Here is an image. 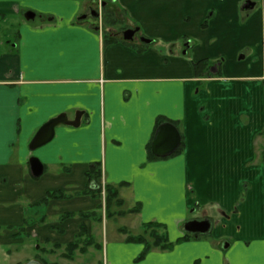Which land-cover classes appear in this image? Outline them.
<instances>
[{
  "label": "crops",
  "instance_id": "1",
  "mask_svg": "<svg viewBox=\"0 0 264 264\" xmlns=\"http://www.w3.org/2000/svg\"><path fill=\"white\" fill-rule=\"evenodd\" d=\"M247 2L0 0V225L23 222V192L36 205L48 192L83 190L98 163L105 183L129 184L138 222L163 225L174 244L138 261L143 245L109 243L108 264H264V0H251L250 9ZM99 4L119 9L129 28L140 29L138 39L126 44L117 31L106 40L83 19ZM28 12L36 18L27 21ZM9 21L17 24L12 37L2 35ZM142 38L153 42L145 46ZM253 51L259 60L248 65ZM221 56V77L197 76L195 63ZM78 113L79 127L59 126L36 154L44 174L64 170L49 173L48 186L23 191L17 185L28 178L33 137L48 121ZM161 117L178 122L184 148L149 160ZM99 204L83 196L53 201L48 212ZM195 220H210L211 231L182 240L184 225ZM35 230L44 241L63 240L52 225Z\"/></svg>",
  "mask_w": 264,
  "mask_h": 264
},
{
  "label": "rangeland",
  "instance_id": "2",
  "mask_svg": "<svg viewBox=\"0 0 264 264\" xmlns=\"http://www.w3.org/2000/svg\"><path fill=\"white\" fill-rule=\"evenodd\" d=\"M250 1L251 0H247ZM105 8V7H104ZM102 5H96L92 11L98 12L100 14L99 18L92 17L91 13L86 15L84 19H87L89 24L97 26V28L102 29L105 32H117L118 29L116 27H109L106 25V18H105V9ZM114 9V8H110ZM107 10V9H106ZM107 12V11H106ZM110 13V12H108ZM124 14L121 13L119 16L118 28L122 29L128 27V19L124 21ZM16 21H9V23L2 25L4 27V33L2 35H9L13 36L14 31L17 27ZM133 29V28H130ZM128 30V29H127ZM123 34V33H121ZM140 33L138 32L135 36V39H138ZM254 45L257 42L253 43ZM180 47H182L183 54L187 52L186 42L184 39L180 41ZM255 54H257V50H255ZM248 58H246L245 54L241 52L237 56L238 63H245ZM225 60L227 58L225 56H221L218 60H212L213 62H219L222 65H225ZM259 60L258 56L254 55V51L250 54L249 60L247 61L248 65H251L252 62H257ZM264 62V59H263ZM227 73H229L227 71ZM222 74V73H221ZM217 78V77H213ZM258 145L261 147L262 155L264 156V130L262 138L259 140ZM46 147L39 148L35 151L30 152L32 157H37L39 151ZM103 169V168H102ZM64 169H54L48 168L47 172L43 174L40 178L36 179L32 176L29 169L25 170V175L28 178H25L24 181L17 186L25 189L31 188L34 185H45L48 186L46 183L47 175L49 173H59ZM104 170V169H103ZM103 183V191L101 194V199H97L96 201H100L99 205H103L102 210L98 211L97 213L102 216L101 222H97L93 219V217L89 216V218H84L81 216L82 213H87L91 211H97V208H93L91 210H83V211H70V212H63V214H55L51 215L48 212V205L55 201H50L47 205H33L31 204L30 199L27 198L25 192L21 195L20 199L18 200V206L21 205L24 214V220L22 223L19 224H9L8 221H2L0 225V237H1V245H0V264H27L31 261H38L41 264H108L107 259V246L109 243L126 242L128 235L139 236V235H146L151 232V230L146 229L143 224H140L136 218V213H128L132 211L136 206H132L130 204V191L125 187H116L119 191V199H121L124 204L123 206L119 207L118 205L112 206L111 210V218L107 217L105 212V181ZM86 187V186H85ZM125 188V189H124ZM85 189V188H84ZM83 189V190H84ZM83 190L76 191L73 188L65 191L69 196H71L68 200H57V201H71L78 197L77 193L82 192ZM120 190H122L120 192ZM122 195V196H121ZM40 203V202H39ZM38 203V204H39ZM8 204V203H7ZM5 207H11V205H4ZM16 206V208H18ZM57 213L59 209H54ZM67 213L73 214L72 217L67 218L66 220H62V215ZM128 213V214H126ZM139 214V213H138ZM70 221V225L66 228L64 224ZM76 223L75 229L76 234L71 238L70 241L66 242V237L71 236V232H67L68 229H71L74 222ZM29 224V225H28ZM85 225L88 230V234H86V239H88L90 244L86 250L82 251V245L80 244L79 248H77L74 252H72V257L68 258L65 255L67 254V246L74 242L77 239V235L80 233V229L82 225ZM28 225V226H27ZM48 225H52L54 228V234L60 237V242H54L50 239L43 240L41 237H37V231H33V228L36 226L39 227H48ZM72 225V226H71ZM33 231V232H32ZM127 232V233H125ZM165 233V230H162ZM161 233V232H159ZM172 233V232H171ZM83 242L82 240L80 243ZM128 244H135V243H128ZM57 245H59L57 247ZM143 245V244H140ZM144 247V245H143ZM145 249V247H144ZM143 249V251H144ZM152 251H159V250H152ZM151 251V252H152ZM143 253V252H142ZM141 253V254H142ZM150 253V252H149ZM140 254V255H141ZM140 257V256H139ZM138 257V258H139ZM138 261L142 259H138Z\"/></svg>",
  "mask_w": 264,
  "mask_h": 264
},
{
  "label": "trees",
  "instance_id": "3",
  "mask_svg": "<svg viewBox=\"0 0 264 264\" xmlns=\"http://www.w3.org/2000/svg\"><path fill=\"white\" fill-rule=\"evenodd\" d=\"M105 9V18H106V25H109V27H116L118 29V31L120 32H124L127 29H130L129 27H125L122 29L118 28V24L120 21H122L121 19L119 20V9H116L114 7V9H110L107 8V6L104 8ZM107 9V10H106ZM107 11V12H106ZM110 12V13H108ZM123 12V11H122ZM125 21V20H124ZM206 26V23L204 24ZM110 37V32H105V39L107 40ZM145 39L144 41V45L147 46V44H151L153 41L147 38H142ZM117 41V39H112V41ZM119 41H122L126 44L130 43L129 41H125L124 39H120ZM195 71L197 76L199 77H203V78H213V77H221L222 76V72H221V66L222 64L219 62H213L210 59H203L200 60L199 62L195 63ZM164 123H172L173 125H175L177 127V129H179V125L178 122H174V121H170L167 120L166 118H159L158 122H157V129ZM156 134V132H155ZM155 135L153 136V140H154ZM182 137V135H181ZM153 140L151 141L149 147H148V151H149V160H158L159 158L154 156V154L152 153V143ZM184 148V143H183V138H182V144L181 147L179 148V150L175 153V155L180 154L183 151ZM46 168V167H45ZM66 171H70V169H65ZM86 179H87V184L85 189L80 192L77 193L78 196H86V197H90L94 200L97 199H101V194L103 191V170L100 164L95 163L93 164L90 169L86 172L85 174ZM128 183H122L120 184V186L118 187H126L128 186ZM71 196H69L65 191L62 190H57V191H52V192H48L46 197L39 203L36 205H41V204H45L47 205L50 201L52 200H68ZM105 212L107 214V217H112L111 216V210H112V206L114 205H118L119 207L123 206L124 202L119 199V191L116 187L112 186V185H108L107 183H105ZM103 205H99V207L97 208V211H91V212H87V213H82L81 216L84 218H89V216L93 217V219L97 222H101L102 220V216L99 215L97 212L102 210ZM140 212V207L139 205L136 206L134 209H132V211L128 212V213H136L138 214ZM126 213V214H128ZM73 214L67 213L65 215H62V220H66L67 218L72 217ZM29 225V224H28ZM27 225V226H28ZM143 226L148 229L151 230V232L148 234V238H146V235H139V236H133V235H128L126 242L127 243H135V244H143L145 249L143 251V253L140 255V257L138 258L143 259L149 252H151L152 250H159V251H168L171 250L174 246V244L172 242L169 241L168 236L166 234V232H162V230L164 229V226L158 223H144ZM161 232V233H159ZM127 233V232H125ZM86 234H88V230L87 227L83 224L81 226L80 229V233L77 235V239L70 243L67 246V254L65 255L66 257H72V252H74L77 248H79L80 244L82 245V251L86 250V248L90 245L88 244L89 241L88 239H86ZM194 237L189 235V234H185V236L182 238V240H190L193 239ZM83 241L80 243V241ZM59 245H57L58 247Z\"/></svg>",
  "mask_w": 264,
  "mask_h": 264
},
{
  "label": "water",
  "instance_id": "4",
  "mask_svg": "<svg viewBox=\"0 0 264 264\" xmlns=\"http://www.w3.org/2000/svg\"><path fill=\"white\" fill-rule=\"evenodd\" d=\"M255 6L252 2H247L245 9H250ZM92 17L98 18L100 14L92 11ZM36 18V14L28 12L25 14L27 21H32ZM85 16L83 17V19ZM139 29H128L123 33V39L125 41H133ZM145 41V39H142ZM186 54V52H185ZM82 114L78 113L73 121H69L66 115L59 116L45 123L33 137L29 148L31 151H35L53 141L56 133V129L61 125H67L72 127H79L81 124ZM182 144V137L175 125L172 123L162 124L156 131L154 141L152 143V153L158 158H166L174 155ZM29 167L32 176L36 179L40 178L45 172V166L36 157H32L29 160ZM212 224L210 220L203 221H190L183 227L185 233L196 235H206L211 231ZM27 264H41L38 261H31Z\"/></svg>",
  "mask_w": 264,
  "mask_h": 264
}]
</instances>
